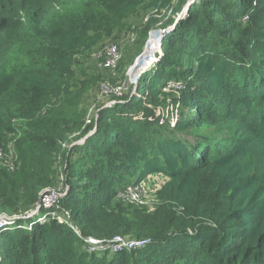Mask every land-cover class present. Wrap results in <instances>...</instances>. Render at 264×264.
Listing matches in <instances>:
<instances>
[{"label":"trees","instance_id":"trees-1","mask_svg":"<svg viewBox=\"0 0 264 264\" xmlns=\"http://www.w3.org/2000/svg\"><path fill=\"white\" fill-rule=\"evenodd\" d=\"M169 1L0 0V215L20 217L0 233V264H264V0L191 6L137 89L86 122L100 81L88 56ZM159 22L141 43L173 23ZM168 87L175 123L155 116ZM153 174L165 180L153 209L118 200ZM55 188L64 195L27 217ZM115 236L145 245L85 248Z\"/></svg>","mask_w":264,"mask_h":264},{"label":"rangeland","instance_id":"rangeland-1","mask_svg":"<svg viewBox=\"0 0 264 264\" xmlns=\"http://www.w3.org/2000/svg\"><path fill=\"white\" fill-rule=\"evenodd\" d=\"M199 1L201 0H170L165 6L158 4L157 6L151 8H143L139 10L137 14L126 19L124 28L115 34V38L110 40L112 42L104 40L101 45L94 49V51L88 56L86 62L90 69L89 71L100 76V81L86 93L85 107H87L88 110L86 121L87 119L92 118L91 116L94 117L97 115L96 111L99 106H106L111 103V96H118L116 94L106 93L107 91H103L101 89V84H106L108 89L111 90L121 88L123 94L129 89V87L134 90L137 89L138 78L143 72L138 75L139 68H135V66L140 62V60H142V62L144 61L142 59V54L144 55L145 52L149 50V46H147L149 43L147 42L149 37L147 38L146 42L143 41L141 43V32L147 26L150 18L160 19L159 24H161V22L165 23L167 20H172L173 23H170L164 28H169L168 31H170V28L174 26L175 22L177 20L184 19L187 16L190 7L197 4ZM164 29H153L152 31H163ZM160 36L161 35H158L157 37L154 35L151 38L152 43L157 42V52L159 53L156 54V52L152 60L150 59L148 62L146 61V65L142 71L154 66L162 55L160 52L161 44L159 43V39L161 38ZM110 45L115 46L118 60L121 59L119 63L117 60V63L115 62L114 66L106 65V61L109 58L107 56V47ZM144 49L146 51L143 53ZM152 54L150 56H152ZM179 95L180 93H178L176 89H172V87H168L166 90H164V94L160 96V103L155 106V116L158 117L161 122L170 120L175 123L179 119ZM164 182L165 180L161 175H150L139 183L140 186L138 187L140 190L137 201L126 198L122 193L123 189L120 190L118 197L119 199H117L124 200L128 203L133 202V204L137 206H144L148 209H153L155 205V191L159 189ZM47 191H49V189H47ZM49 198L50 195L48 196V199ZM48 214L49 212L37 213V220L45 221ZM62 218L59 217L60 221H63ZM23 226L25 225L23 224ZM28 226L29 225L26 227L28 228ZM76 233L78 234V231H76ZM85 248L87 250L86 246ZM104 252L111 251H102L101 253Z\"/></svg>","mask_w":264,"mask_h":264},{"label":"built area","instance_id":"built-area-1","mask_svg":"<svg viewBox=\"0 0 264 264\" xmlns=\"http://www.w3.org/2000/svg\"><path fill=\"white\" fill-rule=\"evenodd\" d=\"M171 28H173V26ZM171 28H170V30H171ZM107 56L109 58L106 61V65L114 66L115 62L118 60V56H117L115 46L110 45L107 47ZM101 89L103 91H107L106 93H113V94H116L118 96L122 94L121 88L111 90V89H108L106 84H101ZM110 102L112 103L113 101H110ZM111 103H109V104H111ZM95 117H96V115H95ZM90 119H87L86 122L89 123ZM0 157H1L0 163L3 164L4 162H6L10 165L11 156H9L7 154L5 155L0 150ZM138 186H140V184L126 186L124 188V190L122 191L123 195L130 200L137 201L139 190H140ZM61 191H62L61 188H55V189H51L48 192H46L45 194H43L42 198H41V204L37 207L36 210L30 212L27 215V217L36 213L38 211V209L41 207L51 208L58 201V199L64 195V193ZM49 195H50V198L48 199ZM53 213H55V212H53ZM18 218H20V217H17L15 215L14 216L0 215V233L3 230H5L9 225L16 222ZM28 225L30 226V227L28 226V228H31V224H28ZM26 226L27 225H25L24 227L27 228ZM84 242H85V246L87 247V250L90 252H100V251H106V250L116 251V250L121 249L124 246L127 247L128 249H134V248L142 247L145 245L144 240H141V239L136 240V239H131V238H127V237H120V236H115L111 241H101V240L94 239L92 237H87L86 239H84Z\"/></svg>","mask_w":264,"mask_h":264},{"label":"bare ground","instance_id":"bare-ground-1","mask_svg":"<svg viewBox=\"0 0 264 264\" xmlns=\"http://www.w3.org/2000/svg\"><path fill=\"white\" fill-rule=\"evenodd\" d=\"M168 32V31H167ZM166 32V33H167ZM154 35H156L157 37H158V34H154ZM153 35V36H154ZM152 36V37H153ZM147 46H149V50H147L146 52H145V54L144 55H142L143 56V60H145V61H143L142 62V60H140V62L138 63V64H140L139 66H140V69L138 70V72L140 73L141 72V70L143 69V68H141V66L142 67H145V65H146V61L148 62L150 59L152 60V56L157 52V42L156 43H152V40L150 39V41H149V43H148V45ZM153 53V55L152 56H150L151 54ZM139 73H138V75H139Z\"/></svg>","mask_w":264,"mask_h":264},{"label":"water","instance_id":"water-1","mask_svg":"<svg viewBox=\"0 0 264 264\" xmlns=\"http://www.w3.org/2000/svg\"><path fill=\"white\" fill-rule=\"evenodd\" d=\"M168 29H169V28H166V29H164L163 31H160V30L151 31V33H149L150 35H149V38H148L147 42L150 41V39L152 38V36H153L154 34L161 35L160 37L162 38L163 35L168 31ZM161 38L159 39V43H161ZM146 45H147V43H146ZM145 47H146V46H145ZM145 51H146V50L144 49L143 53H144ZM142 55H143V54H142ZM138 65H139V64L137 63L136 66H135V68H139V69H140V66H138ZM141 68L144 69V67H142V66H141ZM139 69H138V70H139ZM143 69H142V70H143ZM142 70H141L140 73L143 72ZM138 73H139V72H138ZM140 73H139V74H140ZM81 141H83V140H81Z\"/></svg>","mask_w":264,"mask_h":264}]
</instances>
